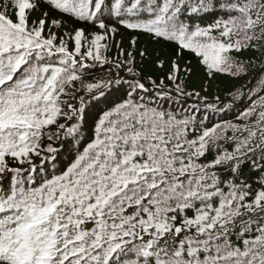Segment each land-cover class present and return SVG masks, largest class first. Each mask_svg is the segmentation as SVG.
<instances>
[{"label":"snow or ice","instance_id":"1","mask_svg":"<svg viewBox=\"0 0 264 264\" xmlns=\"http://www.w3.org/2000/svg\"><path fill=\"white\" fill-rule=\"evenodd\" d=\"M184 59L251 78L208 101ZM0 264H264V0H3Z\"/></svg>","mask_w":264,"mask_h":264},{"label":"trees","instance_id":"2","mask_svg":"<svg viewBox=\"0 0 264 264\" xmlns=\"http://www.w3.org/2000/svg\"><path fill=\"white\" fill-rule=\"evenodd\" d=\"M0 3H3V0H0ZM12 14V10H10V15ZM40 12H29L30 21L36 20L41 18ZM12 18L15 19V16L12 15ZM65 29H53V31L62 32ZM68 30H71V26L69 25ZM134 34L131 32H126L125 30L121 29V33L116 35L114 40L105 41L104 43H109L110 51L109 56H114L116 54V47L111 46L115 44L123 45L125 50H131V38ZM71 47V44L69 45ZM136 52L137 54L142 51H147V56L143 59V63H140L141 57L137 55V71L143 73V79L147 83L148 78H155L159 80V78L165 76L169 73L170 70V62L173 57L170 54V51L165 49L162 45H156L154 42H150L149 38L146 36H141L136 44ZM250 55V54H249ZM163 63V67H159L160 63ZM91 63V61L89 62ZM180 63V78L181 80L185 81L186 84V91L187 92H200L201 96L207 97L208 101H213L216 96H219L223 100L228 99V92L233 87H238L244 83L248 79L251 78V72L249 73L248 77H245L240 80H232L229 79L227 76H217L214 80L209 82L204 75L203 69L201 68H194L190 77H186L183 71L184 68L188 67V60L184 59L179 61ZM108 76V66H104L103 69H97L92 75L86 77L89 81H98ZM165 84L168 88H172V84L165 81ZM151 87V85H149ZM204 88H207V91H203ZM173 97H175V93L173 92ZM197 101L194 98H188L186 96L180 97L178 99H169L168 106L174 109H179L180 107H195ZM248 101L245 100L244 104L241 105V109L246 107ZM241 109H237L236 111H240Z\"/></svg>","mask_w":264,"mask_h":264}]
</instances>
